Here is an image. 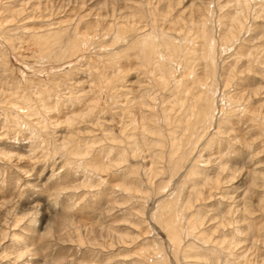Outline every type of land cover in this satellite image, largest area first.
Masks as SVG:
<instances>
[{"label": "rangeland", "instance_id": "rangeland-1", "mask_svg": "<svg viewBox=\"0 0 264 264\" xmlns=\"http://www.w3.org/2000/svg\"><path fill=\"white\" fill-rule=\"evenodd\" d=\"M193 76L213 110L176 162ZM177 193L186 256L155 217ZM0 206V264H264V0H0Z\"/></svg>", "mask_w": 264, "mask_h": 264}, {"label": "bare ground", "instance_id": "bare-ground-1", "mask_svg": "<svg viewBox=\"0 0 264 264\" xmlns=\"http://www.w3.org/2000/svg\"><path fill=\"white\" fill-rule=\"evenodd\" d=\"M244 2V1H243ZM245 3V2H244ZM247 3V2H246ZM237 21V20H236ZM206 32V31H205ZM209 33V32H208ZM208 35V34H207ZM83 38V37H81ZM86 39V38H85ZM174 40V38H173ZM87 41V40H86ZM170 41V40H169ZM168 41V42H169ZM214 42V41H213ZM157 43V42H156ZM143 47V46H142ZM174 48L175 49H178L180 48L178 44H175L174 43ZM143 49V48H142ZM155 49V48H154ZM141 51V50H140ZM146 51H147V48H146ZM176 51V50H175ZM172 53V51H171ZM206 53V52H205ZM174 56V54H173ZM164 57V56H163ZM167 58V57H166ZM162 59V58H161ZM165 59V58H164ZM213 59V58H212ZM211 59V60H212ZM162 61V60H161ZM212 63V62H211ZM210 63V64H211ZM212 65V64H211ZM167 67V66H166ZM211 68V67H210ZM168 69V68H167ZM209 71H211V69H209ZM213 73V72H212ZM172 76V75H171ZM209 77V76H208ZM177 79H181V78H177ZM190 79V78H189ZM203 79V78H202ZM160 80V79H159ZM192 81V83H194L195 81L197 82V86H198V96L197 94L194 93V90H192V88H189L187 84V81H183L180 80L178 81V83H181L182 84V87L181 88H184L183 92L185 93L184 95H186V99L185 100H181L182 99V95L180 96L178 94L179 97H177V100L175 101V104L173 105V108L172 109H176L175 112H178L175 113V115H172V116H169V114L167 115L166 114V107L163 108V111H164V120L168 122V124L171 123V146L172 148H170L172 151V154H175L176 156V153L178 154L179 153V157L178 159L176 160V162L181 159L180 157H182V154H185L181 153V146H183V142H182V139L180 140V138H178V136L176 135L177 132L179 131V129H181L180 127V122L183 123L184 121L186 122L187 126H186V130L192 128V127H195L196 124L198 123H201V125H205L209 120H210V117H211V113H212V110H213V107L211 105H206L204 106V102H208L207 99H208V94H209V90L211 91V88H210V84L208 82H205V81H202L200 80L199 77H196V76H193V79H190ZM211 80V79H210ZM213 81V80H212ZM169 82V81H168ZM213 83V82H212ZM169 84V83H168ZM202 89H205L204 92H202ZM213 93V92H212ZM28 99V98H27ZM227 99V98H226ZM228 100V99H227ZM227 104V103H226ZM225 104V105H226ZM184 105H186L184 107ZM235 105V104H233ZM232 105V106H233ZM19 106V105H18ZM177 106V107H176ZM17 107V106H16ZM217 107V106H216ZM228 107V105H227ZM13 109V108H12ZM19 109V108H18ZM17 109V110H18ZM34 109V108H33ZM183 109V110H182ZM223 109V107H222ZM162 111V112H163ZM181 111V113H180ZM186 111V114L184 115V112ZM173 113V112H172ZM171 113V114H172ZM169 117V118H168ZM173 118V119H171ZM157 119V118H156ZM171 121V122H170ZM154 122V121H152ZM220 123V122H219ZM210 124V123H209ZM221 124V123H220ZM200 125V126H201ZM145 122L142 123V128L144 129L145 128ZM207 126V125H206ZM148 131V128L146 126V128L144 129V132L145 131ZM192 132L194 130H191ZM153 134L156 133V131H151ZM158 132L161 134V130H158ZM187 132V131H186ZM146 133V132H145ZM221 134V133H219ZM182 135V134H181ZM144 139H146V135H144ZM198 137V136H197ZM188 138V137H187ZM126 139V137H125ZM190 139V138H189ZM196 139V138H195ZM127 140V139H126ZM116 141V140H115ZM164 141V139H163ZM211 141H212V138H211ZM127 142V141H126ZM130 142V141H128ZM127 142V143H128ZM162 140L160 141L157 140V139H154V140H150V144L152 145H158V144H161ZM126 143V144H127ZM170 143V141H169ZM212 143V142H211ZM117 145V144H116ZM196 145V144H195ZM137 148V150L139 149V145H135V149ZM169 149V150H170ZM138 153V151H137ZM157 153V152H156ZM6 154V153H5ZM169 154V153H168ZM171 155V154H170ZM184 156V155H183ZM12 157V156H11ZM163 157V154H159L158 157L156 156V158H161ZM177 157V156H176ZM176 157H173V158H176ZM186 157V156H185ZM172 158V159H173ZM188 158V157H187ZM186 158V159H187ZM185 159V160H186ZM183 160V159H182ZM181 160V161H182ZM180 162V161H179ZM200 162V161H199ZM196 163V162H195ZM180 166V165H179ZM191 166L193 167H196V166H199V164H192ZM190 166V167H191ZM154 167V166H153ZM189 167V168H190ZM200 167V166H199ZM164 168V167H163ZM177 167H175L176 169ZM161 168H153L151 169L150 172H158ZM225 169V167L223 168ZM165 170V169H164ZM169 170V169H168ZM196 170V169H195ZM198 170V169H197ZM199 173V171H194V169H192L191 171L188 169V172H187V177L185 179V181L187 180L188 182V179H191L192 176L194 175H197ZM195 178V176H194ZM192 178V179H194ZM196 179V178H195ZM194 179V180H195ZM190 181V180H189ZM183 186V185H182ZM185 188V187H184ZM183 193V191H182ZM178 195H175V198L174 199H169V200H166L164 202H161L159 203L157 206H156V209H155V212L158 214L157 216H155L157 218V221H159L158 223L160 224V226L162 227L166 237L168 238V240H170L171 244L181 253L183 256H186L187 252L189 251V243L188 244H185L183 241H184V238H190L191 239L193 237H196L198 238L200 241L202 242H206V240H204V236H201L202 234L200 233L199 229H200V226L202 225V217L199 215V211L196 210L195 212L191 211L189 212L190 214L188 215L185 214V212H187V210H189L191 208V206H193L191 204V200H188L186 201V203H183L185 201H183V198H182V195L180 193H177ZM194 194H201L200 191L198 190H195V193ZM131 195V194H130ZM182 201V205L180 206V202ZM1 207V206H0ZM153 215V214H152ZM184 215V216H183ZM182 217L183 219L185 218V221L183 220L182 222ZM199 237H197V236ZM187 240V239H186ZM188 247V248H187ZM159 248V247H158ZM174 249V248H173ZM175 249V250H176ZM176 250V251H177ZM155 255L154 257H157L159 258V253H157V251L155 252ZM196 255V254H195ZM161 256V255H160ZM201 256V255H200ZM167 261H165L164 259V256L162 255V258L160 259V262H152L151 264H167L166 263Z\"/></svg>", "mask_w": 264, "mask_h": 264}]
</instances>
